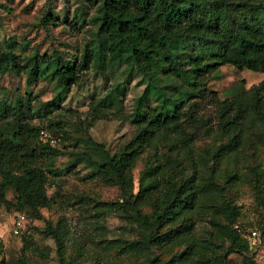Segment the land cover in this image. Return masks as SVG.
<instances>
[{
  "label": "rangeland",
  "instance_id": "obj_1",
  "mask_svg": "<svg viewBox=\"0 0 264 264\" xmlns=\"http://www.w3.org/2000/svg\"><path fill=\"white\" fill-rule=\"evenodd\" d=\"M0 4V50L15 53L22 63L35 54L78 60L96 37L92 20L96 5L91 0H0ZM48 12L59 19L44 24ZM262 81V72L225 65L209 76L208 88L225 100L252 91ZM181 84L175 80L165 85L169 93L192 91ZM145 88L143 78L125 64L83 72L68 92L51 76L36 79L12 68L0 75V104L20 100L28 105L31 124L57 138L61 151L50 161L56 170L49 174L51 205L39 210L43 218L29 209L0 206V264H150L152 256L158 264H264V124L253 115L244 125L240 147L228 152L222 147L231 134L218 130L215 105L197 98L195 107L204 124L189 127L192 139L186 143L179 134L160 131L142 149L133 168L131 192L138 193L149 166L158 167L157 190L139 205L142 213L162 207L181 177L190 179L197 193L194 207L178 219L192 221L193 230L165 246L152 247L151 253L133 246L143 232L131 216L134 211L124 205L118 185L92 177L85 162L67 170L79 153L89 151L103 160L107 152L118 153L132 140ZM52 100L55 105L48 106ZM154 105L155 100L149 101V107ZM14 197L8 192L12 203ZM225 202L238 206L240 215L232 227L248 239L250 248L221 263L218 257L227 252L229 241L216 224L229 225L221 211ZM20 215L23 226L16 233ZM253 231L259 235L256 243L250 242Z\"/></svg>",
  "mask_w": 264,
  "mask_h": 264
},
{
  "label": "trees",
  "instance_id": "obj_2",
  "mask_svg": "<svg viewBox=\"0 0 264 264\" xmlns=\"http://www.w3.org/2000/svg\"><path fill=\"white\" fill-rule=\"evenodd\" d=\"M91 1L96 5L92 18L96 37L78 60L35 54L22 63L15 53L0 50V75L12 68L36 79L51 76L63 92L78 84L83 72L93 68L104 72L109 65L125 64L143 78L146 88L139 98L135 115L139 127L132 140L118 153L107 152L103 160L89 151L79 153L67 170L85 162L92 177L118 185L124 205L134 211L131 216L143 232L133 246L151 253L152 247L165 246L193 230L192 221L178 219L194 207L197 193L192 181L181 177L162 207L152 214L142 213L139 205L157 190L158 167L151 165L142 173L139 191L133 194L130 189L136 160L160 131L179 134L186 143L192 139L189 127L204 124L195 107L197 98L215 105L218 130L231 134L222 147L228 152L240 147L251 115L264 124V81L250 92L243 90L225 100L208 88L209 76L225 65L264 73V0ZM54 14L48 12L42 22L59 19ZM175 80L192 91L169 93L165 84ZM152 99L156 105L149 107ZM47 105L54 106V100ZM32 115L31 108L20 100L0 104V206L29 209L43 218L39 210L51 205L49 174L56 170L50 161L61 151L41 140L40 131L45 128L31 124ZM10 191L15 194V203L7 199ZM221 211L229 221L228 226L216 224L229 241L227 252L218 257L223 263L230 254H244L250 244L232 227L240 215L238 206L225 202ZM150 264H158L156 256L150 258Z\"/></svg>",
  "mask_w": 264,
  "mask_h": 264
},
{
  "label": "built area",
  "instance_id": "obj_3",
  "mask_svg": "<svg viewBox=\"0 0 264 264\" xmlns=\"http://www.w3.org/2000/svg\"><path fill=\"white\" fill-rule=\"evenodd\" d=\"M40 138L43 142H46V143H49L50 145L52 146H55L58 141H57V138H55L53 135H51L46 129H42L40 131ZM24 220V216L20 215L18 220L16 221V225H15V232L16 233H19L20 229L22 228V222ZM251 237H250V242H253V243H256L258 238H259V235L256 231H253L251 233Z\"/></svg>",
  "mask_w": 264,
  "mask_h": 264
}]
</instances>
